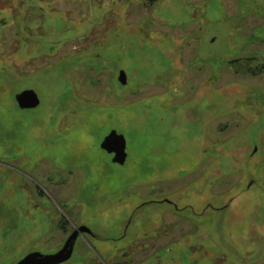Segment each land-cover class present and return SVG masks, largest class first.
<instances>
[{
    "label": "rangeland",
    "instance_id": "obj_1",
    "mask_svg": "<svg viewBox=\"0 0 264 264\" xmlns=\"http://www.w3.org/2000/svg\"><path fill=\"white\" fill-rule=\"evenodd\" d=\"M114 1L94 21L58 0L87 38L1 77L0 264L75 225L128 243L98 257L81 241L68 264H264V0ZM24 86L38 108L18 107ZM112 131L124 166L101 149ZM39 188L65 203L64 230Z\"/></svg>",
    "mask_w": 264,
    "mask_h": 264
},
{
    "label": "flooded vegetation",
    "instance_id": "obj_2",
    "mask_svg": "<svg viewBox=\"0 0 264 264\" xmlns=\"http://www.w3.org/2000/svg\"><path fill=\"white\" fill-rule=\"evenodd\" d=\"M9 1L10 2H5L3 0H0V83L1 77H6L11 81H17V79H24L26 75H21L20 73L23 69L30 68L35 64V62H38L40 60L48 61L47 59L49 58H55L58 56L59 52L63 50L67 45L76 44L77 46L81 43V40H85L87 38L82 35V25L79 23L80 20H72L68 17L69 15L65 11H62L57 8L58 0ZM65 1L72 2L74 3V5H76V2L77 5L78 3H81V1L88 2L91 11L89 17L92 18L94 21L96 20L98 10L100 12H103L104 9L107 8V12H110L116 6V2L114 0ZM96 1H98V5L95 4ZM93 38H95L94 35ZM76 54L77 53H75L74 55ZM90 70H92V68H90ZM118 82H120V84L124 86V88H127L128 77L127 85H123L119 78ZM29 90L35 91L34 89L28 86H24L22 88L20 87L19 90L15 91V100L17 95ZM39 189L40 194L42 193V196L46 198L47 201L52 202V205L55 210H52V213L53 215L58 214L59 217H61L62 222H60L59 220L58 223L60 229L64 230V225L66 223L65 203H63L62 200H56L54 196H51L50 193L44 190L43 188ZM162 202H166L169 205H173V202L167 199H165L164 201H153L154 205L161 204ZM174 207L176 208L177 205L174 204ZM81 228H85L86 231H79L80 233L75 244L72 259L64 264H68L71 261L75 260V254L78 250L79 242L81 241L87 243L88 246L91 248L90 250H88L90 251V254L96 255L98 257L103 256V253H106L107 251H114L115 253L120 252L119 248H115V246H113V248L111 249H107L104 247L102 249L99 245L100 243L103 246L111 242L112 244L113 242H116V244L119 242H122V244L128 243L126 241L128 239V236L127 232H124L125 230L123 231L122 236L120 238L111 239L110 237H107V235H104V233L97 232L96 230H94L92 226L75 225L73 226V230L68 235V237L64 239L62 246L56 249V251L51 253H43L39 250H36L30 253L40 252L45 255L57 254L64 248L70 236L75 231L80 230ZM156 238L157 237L155 236L153 242L156 241ZM140 250L144 253L152 251L154 254H156L160 252L159 249L157 250L155 242L150 244L144 243ZM81 251L85 252L86 248H83ZM124 255V257H126V254ZM123 261H126L127 264H129V258L124 259Z\"/></svg>",
    "mask_w": 264,
    "mask_h": 264
},
{
    "label": "water",
    "instance_id": "obj_3",
    "mask_svg": "<svg viewBox=\"0 0 264 264\" xmlns=\"http://www.w3.org/2000/svg\"><path fill=\"white\" fill-rule=\"evenodd\" d=\"M119 80L123 85H127V75L121 71ZM16 102L21 110H33L40 106L41 101L37 93L33 90L20 93L16 97ZM101 149L109 155H114L113 163L124 166L127 162V142L123 135L112 131L102 142ZM79 231L85 232V228L75 231L67 240L64 248L57 254L45 255L40 252L28 254L17 264H64L72 259Z\"/></svg>",
    "mask_w": 264,
    "mask_h": 264
},
{
    "label": "trees",
    "instance_id": "obj_4",
    "mask_svg": "<svg viewBox=\"0 0 264 264\" xmlns=\"http://www.w3.org/2000/svg\"><path fill=\"white\" fill-rule=\"evenodd\" d=\"M161 0H147L149 7L150 6H154L155 4H157L158 2H160Z\"/></svg>",
    "mask_w": 264,
    "mask_h": 264
},
{
    "label": "crops",
    "instance_id": "obj_5",
    "mask_svg": "<svg viewBox=\"0 0 264 264\" xmlns=\"http://www.w3.org/2000/svg\"><path fill=\"white\" fill-rule=\"evenodd\" d=\"M148 4V2H147V0H146V5ZM149 8V5H147V9ZM191 27V26H190ZM193 27H194V32H197L198 31V29H199V25L197 26V24H194L193 25ZM196 29V30H195ZM196 47V46H195Z\"/></svg>",
    "mask_w": 264,
    "mask_h": 264
}]
</instances>
